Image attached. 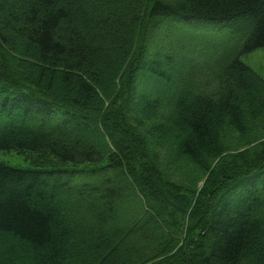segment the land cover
I'll return each instance as SVG.
<instances>
[{"label":"trees","instance_id":"1","mask_svg":"<svg viewBox=\"0 0 264 264\" xmlns=\"http://www.w3.org/2000/svg\"><path fill=\"white\" fill-rule=\"evenodd\" d=\"M263 47L264 0H0V264H264Z\"/></svg>","mask_w":264,"mask_h":264},{"label":"rangeland","instance_id":"2","mask_svg":"<svg viewBox=\"0 0 264 264\" xmlns=\"http://www.w3.org/2000/svg\"><path fill=\"white\" fill-rule=\"evenodd\" d=\"M167 23L173 24L172 22L166 21L162 26H165L167 29ZM213 30L209 33V39L215 43L219 44L226 39L227 28L225 25L213 26ZM229 30V29H228ZM169 43V42H168ZM242 61L247 64L249 67L254 69L264 78V47L257 48L251 53L243 55L241 57ZM0 160L5 161L7 164L27 168L30 167V160L26 159L24 155H20L16 152H0ZM257 211L252 213V215H257Z\"/></svg>","mask_w":264,"mask_h":264}]
</instances>
